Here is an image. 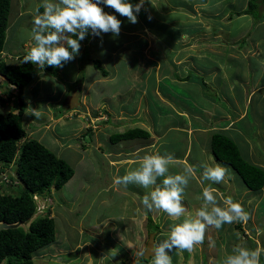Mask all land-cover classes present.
Listing matches in <instances>:
<instances>
[{"label":"rangeland","instance_id":"1","mask_svg":"<svg viewBox=\"0 0 264 264\" xmlns=\"http://www.w3.org/2000/svg\"><path fill=\"white\" fill-rule=\"evenodd\" d=\"M172 1L179 3L184 0ZM172 1L157 0L155 2V8L157 11L160 10L163 12L167 3ZM23 2L24 0H21L20 5H23ZM27 2L34 3L35 1L28 0ZM245 5L246 1L244 0H186V13L184 16H181L182 14L178 13L179 10L174 8L170 16L176 18L181 16L186 24L182 27L183 23L177 25L171 22L169 23V28H162L165 30L166 38L170 40V45L168 47L171 54L164 52L163 48H165V46L163 47V42H159V50L154 58L155 67H158L157 63L164 59L168 61V59L172 60V58H176V56H174L176 53L181 56V62L185 66L193 68V63H196L198 68L201 67V70L204 69V71L209 72L211 70V76H202L204 81L203 88L193 84V81L198 79L195 76H188L189 78L180 84L181 86L179 89L174 88L172 82H170V85L168 82L162 81L164 90L162 92L166 93L170 97L169 99L174 102L171 107L160 102L158 103L157 100L150 95L147 101L149 103V111L152 115L151 118L154 120V127L157 131L161 129L163 124L166 125L174 122L182 124V122H185V119L179 116L172 107L188 109L186 110L188 118L195 124L197 120H195L196 118L194 116H200V114V117L205 121H208L207 118H211L210 114L218 117L221 113L222 117H224L223 111H227L228 115L226 116H229L227 119L228 121L232 119L233 116L238 117L241 111L244 110L242 108L244 101L247 114L244 119H241L237 123V133L234 136V141L245 158L249 157L255 160V162L264 165V39H262L264 38V18H257L253 14H250V17L247 13H244L246 15H235L229 12L242 10L245 8ZM258 7L262 9L261 12H264L262 4H259ZM14 8V3L11 1L10 13ZM151 14L155 17L153 12ZM168 14L169 13L164 14L165 19ZM249 22H252V24H249ZM143 26H145V24ZM30 27H32L31 24ZM14 29L15 27L10 26L7 35L11 31H14ZM181 29H184L185 33L182 32ZM243 32L249 34H241ZM18 33L19 34L16 32V34H14L13 43H15V45L13 48L9 45L4 46V49H7L4 54L10 52V57L12 56L11 54L17 55L24 51L23 47L17 45L19 36L22 35V30H18ZM137 33L140 35L142 34L140 30ZM91 36L94 38L93 35ZM259 39H261L258 43L259 47L253 46V40ZM224 41H226V46L222 47L221 43ZM27 45L30 47L34 46H31L29 41ZM180 47L183 51L179 53L178 48ZM29 49V47H25L27 52ZM125 51L126 53L128 52L127 50ZM80 52L81 55L78 57L75 56L73 60L66 62L62 67H54V70L51 71L43 70L44 68L41 70L34 64V76L31 81L25 85L23 90L24 112L22 115V124L26 130V134L30 131L27 134L28 136L38 138L39 141L56 155L64 158L74 170L72 177L68 181L49 194L51 198L54 193V197L60 199V202L65 204H62L63 207H57V210L54 209V213H50L52 216L56 215L55 219L58 230L60 229L59 225L62 227L64 224V227H67L68 222L72 221L74 218L80 219L81 222H84L87 217L93 220V218L99 216V210H101V212L105 210L108 215L110 210L115 212L111 202H106L107 208L103 210L102 206L105 204L99 203L98 200V197H100V194H97L98 188L100 189L102 184L106 185L103 181L104 168L107 165L106 161L101 157V153L94 148H91L88 153L82 154V144L91 146L88 136L90 132L87 133L88 135L86 136L82 134L83 125L87 120V117L83 116V107L91 108V99H89V102L88 99L83 102L82 100L85 97L82 95L80 98V105L74 110H69L65 106L66 95L68 96L70 94L69 92L73 91L75 88H78L82 92L86 86V82H91L92 79L96 77V72H98V69L93 65V61L98 59H96V57L94 58L91 50L88 48H81ZM126 55L128 58L131 57L130 52ZM14 58L13 60L18 61L20 57L18 56L16 58V56H14ZM104 58L107 60L110 59L109 54L106 53L103 55L100 61L104 62ZM130 61L132 63L131 66L122 63L117 64L118 66L115 71L118 73H116L114 77L107 76L112 77L111 80H106L104 83L98 80L92 81L94 89L91 98L95 99V96L105 94L108 100L120 99L122 91H120L119 95L112 96V89L116 90L121 88L124 82L122 76H140L142 81L144 79L143 76H153L152 70L148 73L146 72V60L143 59V57L138 65L134 64L135 60ZM198 61H200V63H198ZM169 64L167 63L166 66ZM124 69L127 74L124 73ZM193 69L197 70L196 68ZM203 72H201V74ZM176 75L180 76L178 72ZM44 76H51L53 79ZM225 76H235L234 85L230 81H226ZM2 79L3 78L0 77V81H2ZM152 81L153 80L149 78L147 82L148 84H152ZM142 83L144 82H140V84ZM2 85H4L3 82L0 84V107H2L3 111L9 109L15 112L18 104L16 89L10 88L9 90H11V92L8 90L7 86L4 87ZM63 86H65L68 91L64 96L61 95ZM210 91L214 92V94L216 93L218 96H211ZM148 94H150L149 90ZM222 99L224 101H222ZM208 100L211 101L208 102ZM47 102L50 103L49 108L51 110V114L48 113V116H46V112H43L44 110L41 111L42 115L38 119L34 115L26 114L29 107L34 108L36 104L40 105L42 103L43 105V103ZM223 104H227V106ZM49 115H51V117ZM148 116L149 115H147V117ZM230 122L231 121H229V123ZM215 124H219V121L215 120ZM36 127L38 131L32 134V129ZM209 131L210 130H208V132ZM168 133H170L168 138H184L182 133L180 134L174 130H170ZM197 135L206 138V134L198 133ZM83 141L85 143H83ZM127 141L136 142L133 139ZM53 146H56L58 151L54 150ZM248 146L250 156L247 154ZM231 169L233 170V168ZM169 173L173 174V172ZM234 173L236 174L235 171ZM235 176L239 178L237 175ZM238 180L239 182L241 181L240 178ZM9 190L10 192L18 191L15 185L10 186ZM249 192L251 193L246 195L245 198L250 199L253 195L251 202L249 201L247 205L246 200L243 199L241 204L244 208L250 209L255 202L254 195H257V223H260V226L263 227L262 221L264 217L262 212L259 211L262 210L260 207H264V195H261V190L256 192L249 190ZM48 200L50 204L51 199L48 198ZM87 203H93V211H91L90 215H87V217H80L83 216ZM69 214H71L72 217L68 216ZM254 214V211H250L249 220L247 222H240L243 230H245V227L247 228L248 222L250 223V219L253 218ZM155 215L156 213H154V216ZM155 217L154 219L161 221L163 219L164 221L166 215ZM182 219L183 218H181V220ZM151 220L153 219L151 218ZM91 224L90 221V225ZM118 227L117 218L111 217L101 224L96 223V234H94V236H90L89 231L82 229L79 235L75 236L76 242L78 243L75 251H69V248L75 244L73 240L68 238L60 243L59 240L56 239L54 244L57 246L59 245L60 251L58 257L51 255L52 257H48L50 259H46L44 262H37L38 257H34L35 253L33 252L35 251H33L32 261L34 264H84L87 259L84 258V255L88 248L85 247L82 242L89 241L93 245V247H90L88 250V254L92 253L90 255V261L92 260L93 262L92 264H94V262L96 264H110V262L116 264V261H124L130 264L129 258L132 256L130 253L125 252L123 243H125L124 241L126 239L124 235L118 232V234L116 233ZM160 227L159 222L157 224L151 223L152 230L161 231ZM162 227L166 228L163 225ZM110 230H114L112 232L117 235H110ZM216 233L214 227H207L205 230V240L209 237L216 236ZM71 236L73 237V235ZM162 238L166 239L167 236H163ZM97 248H104L106 250L108 258H105L103 262L95 260L100 257ZM116 248L117 250H115ZM73 257L75 259L71 260Z\"/></svg>","mask_w":264,"mask_h":264},{"label":"crops","instance_id":"2","mask_svg":"<svg viewBox=\"0 0 264 264\" xmlns=\"http://www.w3.org/2000/svg\"><path fill=\"white\" fill-rule=\"evenodd\" d=\"M11 1H13L15 8L11 13L9 12L10 19L8 17V23L9 25L13 24L12 27H15V34L16 32L17 34H19L18 30H22V35L19 36L18 40L22 41L25 46L31 48L27 45V42L29 41L31 46L35 43L31 36V29L33 27L32 20L33 16L35 15L34 9L38 5H41L43 3V0H33L35 1L34 3L27 2L28 0H24L23 5H20L21 0ZM156 1L157 0H144L143 7L139 11V13L136 14L137 22L134 24L131 23L126 17L115 13L113 9L101 4V7L105 12L116 15L117 18L121 21L119 35L113 36V34L111 33H101L99 36H96L89 33L86 38L83 39L80 43L79 54L76 55V57L81 55V48L90 49L94 58L96 57V59H98L99 61L100 58L103 57V55H105L106 53L109 54V63L106 58L103 59L104 62L100 61L102 68L106 71V74L104 75L101 73V71L98 70V72H96V77H94L92 81L98 80L99 82L104 83L106 82V80H111L112 77L107 76L114 77L115 74L118 73L117 71H115L116 67L118 66L117 64L122 63L131 66L132 63L130 60H135L134 64L138 65L142 57L146 60V72L148 73L150 70H152L153 76H143V81L140 76H122L124 78V82L121 88L116 90L112 89V96H117L119 95L120 91H122V93L120 94V99L108 100V97L105 94L95 96V99L91 98L92 91L94 89L92 81L86 82L84 90L82 92L80 91V98L82 97V95L83 97H85L82 101L84 102V100L88 99L89 102V99H91L90 104H92L91 108L83 107V116L87 117V120L83 125L82 134L86 136L88 135L87 133L90 132L88 136L91 142V146L84 145V150L82 152L84 155L88 153L91 148H94L101 153V157L106 161L107 165L104 168L103 176V181L106 185L102 184L101 188H98L97 194H100L98 200L99 203L105 204L104 206H102L103 210L107 208L106 202H111L112 208L115 210V212L110 210V213L108 215L105 210L102 212L101 210H99V216L93 218V220H90L87 215H90L91 211H93V203H87L83 216H80L87 217L84 222H81L80 219L74 218L72 221L68 222L67 227H64V224L62 225V227L59 225V230L55 219L56 215L52 216L51 214V216L54 218L55 238L52 241L53 243L50 242L49 244L33 252L35 253L34 257H38L37 262H44L46 261V259H50L48 257H52L51 255L58 257V253L60 251L59 245L57 246L56 244H54L56 239L59 240L60 243L68 238L73 240V243L75 244L72 245L71 248H69V251L73 252L78 246L75 236L79 235V232L82 231V229L89 231L90 236H94V234H96V223L101 224L103 223V221L106 222L111 217H115L117 218V222L119 224L116 233L118 232L125 236L126 240L124 241L125 243H123V245L125 246V252L130 253L132 256L131 258H129L130 264H152V257H150L148 260H144L142 259L143 256L139 255V253L145 249L149 232L153 231L154 240L160 241L163 239V236H168L171 225L178 222L174 221L162 211L155 210L154 212V210L148 211L144 208L141 203L142 198L147 192L151 191V188L144 189L140 186H137L136 184H128L127 186H115L113 184L115 177L123 176L127 171L138 167V162L144 155L159 153L160 155L173 156V163L169 166V172H173V174H183L184 169L187 166H191L194 169L193 176L189 181L188 187L185 189L182 200V203L186 208V214H194L203 205L202 193L204 188L206 187H211L212 189H214L215 193L219 194L218 200H220L221 202L227 197H232L234 201H238L240 203L243 199H245L248 205L249 201L251 202V199L253 198V195L250 197V199L245 198L246 195L251 193L249 192L250 189L245 188L246 185L244 184L238 173L233 169L236 174L234 173L230 165L221 162L214 157L209 146L210 134L214 132L224 133L234 140V136L237 133V123L241 119H244L245 115L247 114L244 101L242 107L244 110L241 111V114L238 117L231 116L232 119L229 120L231 121L230 123L227 120L229 117L226 116L228 115L227 111L222 112L224 117H222L221 113L218 117L210 114L211 118H207L208 121H205L202 117H200L201 114L200 116H194L196 118L195 120H197L194 124L188 118V113L186 111L188 109L172 107L179 116H182L185 119V122H182V124L178 122L168 123L166 125L163 124L161 129L158 131L154 127L155 123L151 118L152 115L149 111V103L147 101L149 95L153 96L158 103L160 102L170 107L172 106V104H174V102L169 99L170 97L166 93L162 92L164 91L162 81H166L170 85V82H172V84H174V88L179 89V87L181 86L180 84H182L184 80H187L189 78L188 71H193L195 75L191 74L190 76H195L198 78L197 80L193 81V84L199 85L203 88L204 83L202 82V76H211V70L210 72H203V70H201V67H197L196 63H193V68H196L197 70L185 66L181 62V56L176 53L174 55L176 56V58H172V60L168 59V61L164 59L163 61L157 63L158 67H155L154 58L157 51L159 50V42H163V47L165 46V48H163L164 52L171 54V51L168 47L170 45V40L166 38L165 30L162 28H169V23L171 22L177 25L183 23L182 27L186 24L185 20H183V18L181 17L186 13V0L179 3L171 0L172 2L167 3L166 8L163 12L160 10L157 11V9L155 8ZM129 2L132 4H136L138 0H129ZM174 8L178 9V13L182 15L177 18L171 17L170 13L173 12ZM39 11L42 12L43 8L40 7ZM152 12L154 13L155 17H153V15L151 14ZM165 13H169L166 17V19L168 20L164 18ZM241 15L246 14L242 13ZM30 24L32 27H30ZM144 24L145 26H143ZM249 24H252V22H249ZM139 30L142 33L141 35L137 33ZM181 30L185 33L184 29ZM245 33L247 32H243L241 34ZM91 35H93L94 38ZM260 40L261 39L254 40V42H256L254 43V46L259 47L258 43ZM125 50H127L128 52L126 53ZM180 51H183L181 50V47L178 48L179 53ZM129 52L131 53L130 58L126 57V54H128ZM167 63H171L169 64L170 67L169 65L166 66ZM198 63H200V61H198ZM177 72L180 74V76L176 75ZM201 72L203 73L201 74ZM124 73L127 74L125 69ZM44 77L53 79L51 76ZM149 78L153 80L152 84H148L147 81ZM234 79L235 76H225V80L228 82L230 81L233 85ZM140 82L144 83L140 84ZM62 90L63 91H61V95L64 96L68 91L65 86H63ZM148 90L150 91V94H148ZM71 92L72 91H70L69 93ZM215 95L217 94L215 93ZM210 101L211 100H208V102ZM222 101L224 100L222 99ZM49 104V102L43 103V105L42 103L40 105L36 104L34 108H36V110L40 112L44 110L43 112H46V116H48V113L51 114ZM223 105L227 106V104ZM146 114L149 115V118ZM49 116L51 117V115ZM215 120L219 121V124H215ZM89 124L90 128H88ZM133 127H140L144 130H147L149 136L119 139L117 141L110 140V135L114 133L124 132L125 130ZM34 129H32V134H35L38 131L37 127ZM170 130H174L176 132H179L180 134L182 133L184 135V138H168V135L170 134L168 132H170ZM208 130L210 131L208 132ZM198 133L206 134V138L198 136ZM132 139L136 142L127 141ZM53 148L54 150L58 151L56 146H53ZM247 154L248 156H250L249 146L247 149ZM247 158L248 160L259 164L264 168V165L255 162V160H252L249 157ZM217 164L228 169V175L225 177V182L217 184L210 180H203L202 177L204 167L215 166ZM235 175H237L242 182H239V178H237ZM229 177L231 178L229 179ZM162 179L163 177L158 178L157 184H160ZM258 190H261V195H264V186ZM258 190L253 191L256 192ZM51 191H53V189H51ZM254 201L255 202L253 206L250 207V209H246V207H243L248 214L250 211L255 212L253 218L250 219V223L248 222L247 228H244L245 230L242 229L243 227L240 222H234L231 224L225 223L219 230L214 228L215 232H217L216 236H212L211 238L209 237L204 241V244L197 245L193 249V251L188 252L186 250L182 251L179 249H173L169 253L172 259V264H223L225 258L232 253L233 248L237 245H243L248 247L249 249L264 248V219L262 221L263 227H261L260 223H257V195H254ZM62 204L65 205L64 203L60 202V199L54 197L53 193V197H51L50 202V213H54V209L57 210V207L59 206L63 207ZM260 209L262 210H260L259 212H262L264 217V207H260ZM154 213H156V217L154 216ZM159 215H166L165 220L163 221L162 219L161 221L158 219H154V217L157 218ZM68 216L72 217L71 214H69ZM151 218L153 220H151ZM90 221L92 223L91 225ZM158 222L160 223L161 231L152 230V228H150L151 223L157 224ZM162 225L166 228H163ZM208 227L211 228L212 226ZM112 231L110 230V235L118 234ZM71 235H73V237ZM211 242H214V245ZM82 244H84L85 247L88 248V250L90 247H93V245L89 241H83ZM97 249L98 255L100 257L99 259L95 260L103 262L105 258H108L106 250L104 248ZM88 250L85 251L84 258L87 259L84 264L93 263L92 260L90 261V255L92 253L88 254ZM115 250H117V248ZM73 259L75 258H71V260ZM125 263L128 264L124 261H116V264ZM94 264L96 263L94 262ZM110 264L113 263L110 262ZM260 264H264V254H262L260 257Z\"/></svg>","mask_w":264,"mask_h":264},{"label":"clouds","instance_id":"3","mask_svg":"<svg viewBox=\"0 0 264 264\" xmlns=\"http://www.w3.org/2000/svg\"><path fill=\"white\" fill-rule=\"evenodd\" d=\"M101 4L113 9L115 13L126 17L134 24L137 22L136 14L143 7L144 0H138L136 4L130 3L129 0H43V3L34 9L31 29L34 46L28 52L12 55L7 62L15 59L14 56H19L24 58L23 62L33 63L41 70L46 69L45 65L62 67L64 63L73 60L79 54L80 41L89 33L96 36L101 33L118 36L121 21L116 15L105 12ZM40 7L43 8L42 12L39 11ZM12 25L8 23V28ZM11 47L13 48L14 45ZM6 50L4 47L0 50L1 60V54ZM26 114L34 115L37 119L42 115L36 108L31 107ZM173 160L174 157L171 155L165 156L159 153L144 155L140 158L138 167L127 171L123 176L115 177L113 181L115 186L136 184L144 189L152 188L142 198L141 203L144 208L148 211H162L174 221H180L171 225L166 239L160 241L153 239L149 248L139 253L140 256H144L146 252H150L152 264H172L169 253L173 249L191 252L197 245H202L208 226L219 230L225 223L247 222L250 218L240 202L234 201L232 197H227L221 202L218 200L219 194L211 187L203 190V205L194 214H186L182 200L194 169L187 166L183 174H168ZM227 175L228 169L217 164L205 166L202 179L220 184L225 182ZM161 177H163L161 183L157 184V179ZM48 209H50L49 200ZM47 212L50 215V210L40 215ZM211 243L214 245V242ZM262 254L264 248L249 249L237 245L225 258L223 264H260Z\"/></svg>","mask_w":264,"mask_h":264},{"label":"trees","instance_id":"4","mask_svg":"<svg viewBox=\"0 0 264 264\" xmlns=\"http://www.w3.org/2000/svg\"><path fill=\"white\" fill-rule=\"evenodd\" d=\"M259 4L264 7V0H247L244 9L230 13L235 15L249 13L257 18H264V12L260 15L258 10L260 9ZM10 5L11 0H0V50L5 45L10 47L15 45L13 39L16 29L7 35ZM225 42L221 43L222 47L226 46ZM254 43L256 42L253 40V46ZM17 45L23 47L24 53L27 52L22 41L18 40ZM7 53L1 56L2 60L0 59V77L3 78L0 83L3 82L5 86L17 90L18 104L15 112L9 109L3 111L0 107V166L7 167L12 164L18 179L22 182V185L17 184L18 191L16 192L0 190V220L9 223L24 221L34 211L35 204L30 196L31 192L43 195L49 193L50 188L61 187L70 179L74 170L64 158L57 156L37 138L27 136L22 124L23 90L33 78L35 66L33 63L23 62L24 58L21 57L18 61L7 62L10 52ZM93 65L102 74H106L99 60H94ZM44 67L49 71L54 70L52 66L45 65ZM188 72V76L195 75L193 71ZM202 82L204 83V81ZM210 95L216 96L212 91H210ZM148 136L147 130L133 127L124 132L110 135V140ZM209 146L214 157L230 165L248 189L258 190L264 186V168L246 159L241 154L236 142L229 136L221 132L211 133ZM82 147L83 151L84 145ZM54 238V219L48 212L31 220L26 229L20 226L0 229V262L4 261V264H34L32 252L49 244ZM142 259L144 258L142 257Z\"/></svg>","mask_w":264,"mask_h":264},{"label":"water","instance_id":"5","mask_svg":"<svg viewBox=\"0 0 264 264\" xmlns=\"http://www.w3.org/2000/svg\"><path fill=\"white\" fill-rule=\"evenodd\" d=\"M79 97H80V92L77 88L71 92L66 100H65V106L68 109H74L79 105ZM30 196L32 200L34 201L35 204V209L31 213V215L24 221H15V222H5L3 220H0V229H6V228H12V227H23L24 229L27 228L29 222L33 220L35 217L40 215L41 213L45 212L48 209V199L42 200L40 196H35L33 193H30ZM154 239V233L150 232L148 234V239L146 241V248H149L151 241ZM151 257L150 252H146L143 258L148 259ZM0 264H4V261L0 262Z\"/></svg>","mask_w":264,"mask_h":264},{"label":"built area","instance_id":"6","mask_svg":"<svg viewBox=\"0 0 264 264\" xmlns=\"http://www.w3.org/2000/svg\"><path fill=\"white\" fill-rule=\"evenodd\" d=\"M3 54L4 53H2L1 56ZM17 184H18L17 175L12 164H10L7 167H0V190L4 192H8L10 186L12 185L17 186Z\"/></svg>","mask_w":264,"mask_h":264},{"label":"bare ground","instance_id":"7","mask_svg":"<svg viewBox=\"0 0 264 264\" xmlns=\"http://www.w3.org/2000/svg\"><path fill=\"white\" fill-rule=\"evenodd\" d=\"M263 8H264V7H263ZM261 10H262V9L259 10L260 15L263 13V12H261ZM247 14H249V13H247ZM211 22H212V21H211ZM45 70H46V69H45ZM1 78H2V77H1ZM0 167H1V166H0ZM2 167H4V166H2ZM17 180H18V184L22 185V182L18 179V177H17ZM16 188H17V186H16ZM51 189L54 190L55 188H50L49 193H46V194H43V195H42V194L35 193V196H40L42 200H46V198H47V199H48V198L50 199V197H49L50 195H49V194L52 192ZM22 190H23V189H22ZM8 192H10V190H9ZM33 202H34V201H33ZM47 210H51V209H47ZM145 246H146V245H145Z\"/></svg>","mask_w":264,"mask_h":264}]
</instances>
